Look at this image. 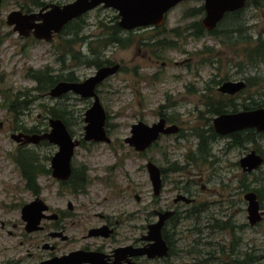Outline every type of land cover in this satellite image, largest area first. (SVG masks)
I'll use <instances>...</instances> for the list:
<instances>
[{"label": "rangeland", "instance_id": "374dc122", "mask_svg": "<svg viewBox=\"0 0 264 264\" xmlns=\"http://www.w3.org/2000/svg\"><path fill=\"white\" fill-rule=\"evenodd\" d=\"M69 1L71 0H40L44 5ZM25 3L30 4V0H1L0 5V220L16 222L17 229H13L11 225L8 228L15 233H19L20 229L22 231L18 223V205L30 200L32 195L22 188L24 181L14 160L17 144L10 138V134L20 131V127L46 128L48 118L51 117L47 109L65 106L70 112L65 115V122L71 134L77 139L81 138L84 111L91 103L90 99L80 98L74 93L51 97L45 92H37L29 73L47 68L64 78L70 71L79 80L92 75L94 66L88 67L71 58L62 60L67 41L73 38V28L79 26L78 37L84 36L81 41L74 43L73 49L85 53L88 35L89 42L94 41L92 46L98 49L95 42L105 30L103 24L110 25L118 21L114 9L98 6L83 14L76 24L70 25L51 41L37 40L32 36H19L5 22L10 11L20 9L25 12ZM201 5L202 0L183 1L168 11L165 22L157 31L143 27L123 32L122 35L131 40L129 45L124 48L113 45L102 50L103 60L117 62L122 67L121 71L103 81L98 94L106 112L108 135L114 143L91 146L89 159L97 167L105 168L115 166L118 157L125 158L123 166L114 169L113 179L118 186L129 187L130 190L122 202L113 200L94 210L109 214L124 213L125 223L120 233L126 241L139 231L144 232L142 226L153 219L150 214L152 188L145 168L147 158L155 159L163 167L167 166L166 157L169 160L177 158L180 162L184 161L186 153L196 150V134L211 125L213 115L205 113L203 105L209 91L204 88L216 86L217 83L212 81L216 82L217 79L242 78L248 84L239 93L238 100L248 95L253 100H264V61L256 64L247 61L246 48L250 44L244 41L245 35L233 36L229 33V29L237 27L236 16H226L212 34L206 31L200 36H192L189 34L190 30L187 31V24L202 15L185 20L183 14ZM39 8L32 7L31 11ZM237 23L247 28V35L252 39L258 35L264 37V7H246ZM174 27L180 28V36L169 33V29ZM159 38L174 39V44L172 47L142 44ZM139 41L141 43L137 45ZM188 59L190 62L181 64ZM16 94L19 95L17 102H27V105L21 112L14 114L8 109V105ZM159 111L175 119L185 130L187 137L180 139L179 145L172 137L162 138L158 149H148L144 153L145 157H138L124 143V138L129 135L131 124L138 120L151 124L157 120ZM244 138L241 137V140ZM229 139L230 137L216 139L212 145L216 161L213 165L206 163L202 166L206 185L210 189L213 186L221 188V197L212 192L205 193L203 197L217 202L209 211H218L222 224L229 221L227 224L232 223L233 228L211 229L214 235L206 236L205 242L201 243L193 240L195 233L185 232L191 227V223L180 226V240L176 245L181 248V255L172 258L173 264H264V160L250 173H243L238 165L239 159L250 150H255L264 158V135H255L253 142L246 139L230 149L226 147ZM25 148L39 157H50L57 150L54 144L48 142L25 144ZM191 170L198 171L194 165ZM104 173L103 171V177ZM52 181L47 176L40 178L39 184L45 187L43 197L54 205L59 195L55 193L56 185ZM167 187L168 183L165 185ZM246 188L257 190L260 209L263 211L262 219L254 225H250L247 218V202L243 198ZM105 190L98 181L90 185V191L98 197L110 191ZM165 194L167 195L166 192ZM135 195H138V200ZM66 199L70 197L63 198ZM209 211L207 216L211 214ZM134 212L138 213L137 219H130L129 215ZM134 224L136 228H131ZM205 233H208L207 229ZM0 235L6 236V233L0 232ZM15 254L16 251L4 252L5 257Z\"/></svg>", "mask_w": 264, "mask_h": 264}, {"label": "flooded vegetation", "instance_id": "af4514ba", "mask_svg": "<svg viewBox=\"0 0 264 264\" xmlns=\"http://www.w3.org/2000/svg\"><path fill=\"white\" fill-rule=\"evenodd\" d=\"M201 6L203 7V1ZM249 6L264 7V2H261L260 0H247L246 4L242 8L225 13L223 18L218 21L216 26L211 29L206 28L202 22L205 16L204 8L201 13H196L195 11L193 13H184L183 19L187 20L190 17L193 18L202 15L196 21L189 22L187 24V31L189 32L190 30L189 34L192 36H200L206 31L209 34H212L228 13H235L236 15L242 14L244 9ZM167 13L164 16L162 24L159 26L151 25L143 27H149L150 29L157 31V29H159L160 26L165 22ZM116 17L118 18V14ZM143 27L121 29L123 32H131L133 30H140ZM63 28L58 34H55L53 38L55 36L58 37L59 34L64 31ZM181 32L182 31H180L179 27L169 29V33L175 34L177 36H180L182 34ZM122 39L123 45L121 46L123 48L127 46V40H129V43H131V40L128 37L126 38L122 35ZM140 43L141 41L137 42V45ZM144 43L149 45H157L160 47H172L174 44V39L168 40L165 38H159L153 42L145 41L142 44ZM86 50L88 58L87 66L89 67V35L87 36ZM152 53L155 56L157 55L155 51H152ZM101 56H103L102 53ZM104 61L105 63L101 66H94L95 71L97 68L117 63L107 59ZM184 62H190V59L181 62V64ZM121 69L122 67L118 63V69L116 73L121 71ZM155 76H157V74H155ZM87 77H89V75ZM108 77H106L103 81H105ZM71 81L80 80L76 78ZM103 81L98 83L95 88L97 95L99 94V86L103 83ZM235 81H244L245 87L248 84L242 78L230 79V77H226L224 79H217L216 82L212 81L217 83L216 86L209 85L204 88L205 91H209L205 97V102L203 103L206 108L205 113H210L213 115V117H215L222 113L238 112L258 108L253 106L252 96L248 95L247 97L238 100L239 93L245 87L234 93L219 90V87L223 83ZM65 94H62L61 96ZM85 99H90V105L92 104V97H86ZM160 119L164 120V127L171 126L172 130L168 133L160 132L157 138L144 150H136L133 146L125 142L126 137L124 138V143L132 148L134 152L138 154V157H145L144 153L148 149H158L159 141H161L162 138L172 137L176 141V144L179 145L180 139L187 137V134L185 133V130L181 128V125L175 119L168 117L167 114L162 111L158 112L157 120L151 124L158 122ZM67 128L70 130L68 126ZM48 129L49 125H47V127L44 129L32 127L31 129H26L25 131L20 129V131L13 133L23 132L27 134H33L41 133L43 130V132H45ZM105 129L108 135L106 121ZM28 130H33V132H28ZM69 132L72 133L71 130ZM235 132L219 134L214 131L211 121V125L207 129L199 130V132L196 134V150H191L189 153H186L184 155V161L180 162L177 158L169 160L166 157L165 160L167 162V166L163 167L158 165L155 159L147 158L145 168L152 188V209L150 214L153 219L148 220L146 225L142 226V228H144V232L139 231L137 235L135 234L127 241L120 233V229L125 223L124 213L123 215L121 213L109 214L106 211L94 210L95 208L104 204H108L113 200H119L122 202L126 193L130 190L129 187L118 186V183H115L113 179L114 169H119L122 167L125 158L118 157L115 166L105 168L97 167V164L91 163L89 159L91 146L97 145L99 143L110 145L111 143H114L110 137V141L108 142L96 141L93 139L84 140L82 139V136L81 138H78L79 142L73 148V154L69 165L70 171L67 177L53 176L50 163L52 156L39 157L36 155V160L34 161V166L32 167V173L30 174H23L22 170L20 169V165L15 161L18 169L20 170L19 172L21 178L24 181L22 188L28 191L32 195V198L28 201L21 202L18 205V223H20L22 231L20 229L19 233H15L8 229L9 225H11L13 229H17L18 224L16 222L0 220V232L6 233V236L0 235V264H41L46 261H51L55 258H61L62 256L68 255L72 252H80L85 254L75 256L74 264H173L172 258L179 257L181 255V248H178L176 245V243L180 240V226L182 227L186 225V223H191V227L186 229L185 232L189 234L192 232L195 233L196 237L193 238V240L201 243L205 242L204 238L206 236L214 235V233L210 231L211 229L233 228L232 223L227 224L229 221H223L224 224H222L221 219L218 217V211H209L212 207L217 205V202L212 198L206 200L205 197H203L204 194L212 192L214 195L221 197V188H216L213 186V188L210 189L206 185V177L204 176V173H202V166L206 163L213 165L216 161L217 158L212 151V145L213 142H215V140L219 137H230L226 144L228 149L237 146V144H242V140H239L240 142H238V140L232 135ZM44 141L46 140H41L38 143H24L22 141L16 142L17 147L14 151V160L21 151L27 149L25 148V144L36 145L41 142L43 143ZM239 161L238 165L240 166L243 173H250L253 171H245L240 165ZM148 162H151L153 165H155L158 170L154 176L155 184H153L147 170ZM193 165L198 171L191 170ZM101 171L106 173H104V177ZM29 175L34 176L32 185L29 183ZM47 176L52 178V182L56 185L55 193L59 195L57 200L54 202V205H51L50 202L48 203V201H46V199L43 197L45 187L43 188V186H40L39 184V179ZM209 178L210 177H208V179ZM96 181L101 183L103 189H110V191L105 192L104 195L98 197L93 191H90V185ZM166 183L169 185L167 188H165ZM245 190L247 191L243 195L244 199L245 194L250 191H253L257 197V193L254 191V189L248 190V188H246ZM165 192L167 195H164ZM65 196L70 197V199L63 200ZM135 198L138 200V195H135ZM40 200L44 203L45 208L38 212V204L36 205V203L41 202ZM257 200L259 202L258 197ZM245 201L247 202L246 199ZM31 202H35V205L33 206L34 208L31 211L29 210L27 215H25V218H23L22 209L25 205ZM208 211L211 213L209 216H207ZM137 214V212L131 213L129 215L130 219H137ZM36 217L39 218L37 222H35ZM149 226H153V231L151 232L152 237H156L158 227L161 239L165 244L164 250H166V253L162 251L163 248L159 244L156 245L154 255L151 257H148L146 254H132V249L122 251L119 250V248L126 246H131L132 248H141L155 243V238H144V236L148 235ZM131 228H136V225H132ZM206 229L208 230V233H205ZM6 251H16V254L5 257L4 252ZM90 253H96V255H89ZM83 257H86L87 259L84 261L82 260Z\"/></svg>", "mask_w": 264, "mask_h": 264}, {"label": "water", "instance_id": "95a60500", "mask_svg": "<svg viewBox=\"0 0 264 264\" xmlns=\"http://www.w3.org/2000/svg\"><path fill=\"white\" fill-rule=\"evenodd\" d=\"M181 1L185 0H71L64 4L51 3L40 7L37 11L24 12L20 9L12 10L6 15L5 22L7 25L12 26V30L19 36H32L37 40L51 41L53 36L58 34L69 21L82 16L98 6L114 9L118 14V26L123 29H132L151 25L159 26L162 24L165 14ZM202 1L205 11L202 22L206 28L211 29L216 26L225 13L242 8L247 0ZM117 69L118 63L103 66L97 68L92 75L83 80L58 81L46 92L51 97H59L62 94L72 92L80 97L93 98L90 107L84 111L82 135V139L84 140L110 141L105 129L106 112L95 92V88L106 77L115 74ZM244 87V81L225 82L219 87V90L234 93ZM164 123L163 119L151 125L139 120L131 124L130 135L125 138V142L133 146L136 150H144L157 138L160 132L168 133L172 130L171 126L164 127ZM48 125L49 129L45 132L33 134L23 132L12 133L10 138L15 142L38 143L41 140H46L54 144L57 150L52 155L50 161L52 174L54 177H67L70 171L69 165L73 148L78 144L79 140L73 137L66 124L60 118L49 117ZM212 127L219 134H228L249 128L264 132V106L251 110L217 115L212 118ZM263 160L260 154L256 153L255 150H251L239 162L245 171H252L260 166ZM147 170L153 184H155L154 176L158 172L156 166L148 162ZM244 197L247 200L246 209L249 223L254 225L262 219L263 212L260 210L259 202L253 191L247 192ZM37 204L38 212L45 208L42 201ZM34 205L35 202H31L23 207V218H25L29 210L31 211L34 208ZM35 219V222H37L39 218L36 217ZM152 231L153 226H149L148 235L144 236V238L149 239L152 237ZM152 238H155V243L153 244L141 248L126 246L119 248V250L132 249V254H146L148 257H151L154 255L156 245L159 244L163 248L162 251L166 253V250H164L165 244L161 239L158 227L156 237ZM80 254L85 255L80 252H72L61 258H55L41 264H74L75 256ZM89 255L95 256L96 253H90ZM86 259V257H83L82 260L85 261Z\"/></svg>", "mask_w": 264, "mask_h": 264}, {"label": "trees", "instance_id": "16d2710c", "mask_svg": "<svg viewBox=\"0 0 264 264\" xmlns=\"http://www.w3.org/2000/svg\"><path fill=\"white\" fill-rule=\"evenodd\" d=\"M44 5L43 3L40 2V0H30L29 3H25L24 6H26L25 11H31L32 7H41ZM24 9V7H21ZM201 13L203 11V7L199 6L191 11H187L189 13ZM228 15H234L236 16V25L234 29H229V33L232 34L233 36H240L242 34L245 35L244 41L246 43H249L250 45H247L246 48V57L247 61L250 63H258L261 61H264V37L261 35H258L255 39H252L251 36L248 34L247 35V28L243 26L242 24H238L240 20V14L236 15L235 13H228ZM225 16V17H226ZM81 16L78 18L73 19L69 23L65 25L63 30H66L67 28L70 27V25L76 24L80 20ZM104 27V32L100 34L98 39L96 40L95 43H97L98 49L92 46V42L90 41L89 45V65L99 67L102 64L105 63L103 60L101 53L104 48H107L109 46L113 45H123V39H122V29L118 26L117 21H114L112 24H103ZM74 29V32L72 34L73 38L69 39L67 41V49L64 50L62 60H65L66 58H71L75 60L78 63H84L85 65H88V58H87V50L85 53H82L81 50H74V43L77 41H81L84 36L81 38L78 37V31L79 26ZM237 33V35H235ZM127 45H129V40H127ZM100 48V49H99ZM101 57V58H100ZM109 62V61H108ZM29 78L32 79L35 82L34 90L37 92H47L50 87H52L56 82L60 80H74L77 77L74 76L73 72H68L67 77H61L59 75L53 74V72L49 71L47 68L46 69H39V70H32L29 73ZM19 94V93H18ZM16 94L14 99H11L13 101L9 102L8 109L12 111L14 114L21 112L22 109L26 108L27 102H24L23 104L18 101L19 95ZM253 106L254 107H259L264 105V100H252ZM16 103V104H15ZM48 114L51 117H58L61 118L65 122V115H68L69 112L65 108V106H56L52 107L50 110L47 109ZM66 123V122H65ZM67 125V124H66ZM17 129V128H16ZM22 130H26L24 128H19ZM28 132H33V130H28ZM234 138L238 140H241V137H245L242 141L246 139H250L249 141L253 142L255 135H264L263 131H256L255 129L249 128L241 131H236L235 133L232 134ZM46 142V141H44ZM36 160V155L34 152H31L30 150L26 149L24 151H21L17 157L15 158V161L20 165V169L22 170L23 174L27 173H32V167L34 166V161ZM29 183L32 185L33 181V175H29ZM257 192V190H254ZM236 262V261H235ZM237 264H240V262H237Z\"/></svg>", "mask_w": 264, "mask_h": 264}]
</instances>
